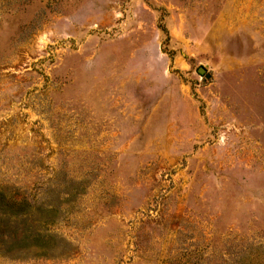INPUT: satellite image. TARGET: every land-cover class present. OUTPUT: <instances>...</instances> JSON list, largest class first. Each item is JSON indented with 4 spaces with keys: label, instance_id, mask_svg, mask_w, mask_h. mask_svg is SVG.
<instances>
[{
    "label": "rangeland",
    "instance_id": "obj_1",
    "mask_svg": "<svg viewBox=\"0 0 264 264\" xmlns=\"http://www.w3.org/2000/svg\"><path fill=\"white\" fill-rule=\"evenodd\" d=\"M0 264H264V0H0Z\"/></svg>",
    "mask_w": 264,
    "mask_h": 264
},
{
    "label": "water",
    "instance_id": "obj_2",
    "mask_svg": "<svg viewBox=\"0 0 264 264\" xmlns=\"http://www.w3.org/2000/svg\"><path fill=\"white\" fill-rule=\"evenodd\" d=\"M198 72L200 75H203V74H206L207 73V69L203 66H201L199 69H198ZM207 77H209V75H207Z\"/></svg>",
    "mask_w": 264,
    "mask_h": 264
}]
</instances>
